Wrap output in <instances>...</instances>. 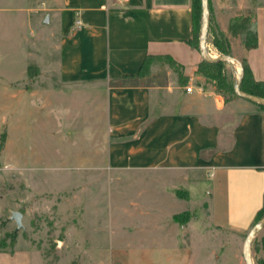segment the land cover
Listing matches in <instances>:
<instances>
[{"label":"rangeland","instance_id":"obj_1","mask_svg":"<svg viewBox=\"0 0 264 264\" xmlns=\"http://www.w3.org/2000/svg\"><path fill=\"white\" fill-rule=\"evenodd\" d=\"M242 3L237 15L254 19L264 0ZM43 8L42 0H0V248L21 241L41 264H247L246 234L215 222L209 181L109 169L104 98L34 78L30 64L55 66L59 53V26L46 22ZM210 24L221 28L216 16ZM230 33L239 53L241 36ZM236 70L226 69L235 81ZM32 79L43 95L30 120L16 121L14 100ZM51 89L60 92L49 97ZM193 185L197 194L187 200L183 188ZM14 210L23 213L21 228ZM251 256L264 264V228Z\"/></svg>","mask_w":264,"mask_h":264},{"label":"crops","instance_id":"obj_2","mask_svg":"<svg viewBox=\"0 0 264 264\" xmlns=\"http://www.w3.org/2000/svg\"><path fill=\"white\" fill-rule=\"evenodd\" d=\"M192 2L42 0L46 22L59 26V53L55 66L29 67L35 68L34 78L56 79L62 91L66 86L90 92L94 101L104 98L109 169L167 173L186 184L209 181L206 195L215 202L216 224L241 236L264 205V109L219 91L198 72L203 57L191 43ZM241 5L242 0H211V16L229 36L232 54L246 57L254 77L264 81V3L255 9L257 46L246 49L240 40L237 53L229 26ZM77 17L82 24L74 27ZM147 56L163 59L140 74ZM36 80L14 100L16 121L30 120L37 108L43 88ZM189 85L192 91L186 90ZM52 91L60 92L51 89L49 97ZM183 189L187 200L198 191L194 185ZM204 206L209 208L207 201ZM36 259L21 241L0 248V264H41Z\"/></svg>","mask_w":264,"mask_h":264},{"label":"trees","instance_id":"obj_3","mask_svg":"<svg viewBox=\"0 0 264 264\" xmlns=\"http://www.w3.org/2000/svg\"><path fill=\"white\" fill-rule=\"evenodd\" d=\"M209 1H210V10H211V0ZM192 8H193V37L191 39V43L194 47L199 49V37H200L201 19H202L201 0H193ZM210 23H212L211 14H210ZM229 29L235 35L241 36L242 43L246 49H250L257 46L258 44L257 26L255 19H253L251 15L240 14L231 17ZM209 37L212 44L218 50L219 53L232 54L231 40L224 30H222L221 28L214 29L210 24ZM155 59H163V58H158L155 56H147L143 62L140 74L146 72L151 62ZM166 59L170 61L172 65H175V60L173 58L167 56ZM242 64L244 67V76H243L241 88L246 92L264 96V81L257 80L254 77L252 69L246 57L242 58ZM227 66H228V62L224 60L208 61L206 59H202V61L199 63L198 72L204 75L208 81L212 82L219 91L225 94L237 95L234 89L235 80L227 75V71H226ZM260 107L264 109V106H260ZM263 215H264V205L261 208V210L258 212L256 221H258Z\"/></svg>","mask_w":264,"mask_h":264},{"label":"water","instance_id":"obj_4","mask_svg":"<svg viewBox=\"0 0 264 264\" xmlns=\"http://www.w3.org/2000/svg\"><path fill=\"white\" fill-rule=\"evenodd\" d=\"M201 8H202V19H201V30L199 37V50L202 54L203 59L208 61H218L224 60L229 64H235L239 67L240 70H236V81L234 85L235 93L245 98L257 105L264 106V96L249 93L244 91L241 88L243 76H244V67L242 62L233 56L232 54H219L217 56H213L210 52V47L208 45V37H209V27H210V1L209 0H201ZM48 21V16H47ZM12 219H15L18 225V228L23 226V213L18 210H14L11 215ZM264 228V215L254 223V225L247 232L244 242H243V254L247 264H255L252 256H251V245L256 237V235Z\"/></svg>","mask_w":264,"mask_h":264},{"label":"built area","instance_id":"obj_5","mask_svg":"<svg viewBox=\"0 0 264 264\" xmlns=\"http://www.w3.org/2000/svg\"><path fill=\"white\" fill-rule=\"evenodd\" d=\"M81 24H82L81 18H80V17H77V18L75 19L74 27H78V26H80ZM192 89H193L192 85H189V86L186 87V90H187V91H192Z\"/></svg>","mask_w":264,"mask_h":264},{"label":"bare ground","instance_id":"obj_6","mask_svg":"<svg viewBox=\"0 0 264 264\" xmlns=\"http://www.w3.org/2000/svg\"><path fill=\"white\" fill-rule=\"evenodd\" d=\"M218 54V53H217ZM217 56V55H216Z\"/></svg>","mask_w":264,"mask_h":264}]
</instances>
